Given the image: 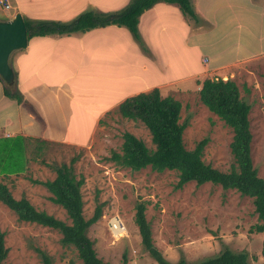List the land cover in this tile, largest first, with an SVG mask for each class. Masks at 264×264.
<instances>
[{"label":"rangeland","instance_id":"obj_1","mask_svg":"<svg viewBox=\"0 0 264 264\" xmlns=\"http://www.w3.org/2000/svg\"><path fill=\"white\" fill-rule=\"evenodd\" d=\"M229 1L231 5L227 8L218 0L219 12L203 10L204 15H213L214 21L197 12L191 1L196 18L184 15L186 22L178 26L185 31L180 34L181 40L186 38V41L178 43L170 39L171 42L158 44V49H163L162 60H172L174 64L178 63V54L186 55L187 73L196 72L202 66L196 76L166 83L160 88V94L172 96L181 103L180 122L186 123L182 135L186 149H193L198 141L207 138L204 162L228 171L235 165L230 150L233 132L201 103L197 80L232 78L242 99L251 106V158L258 175L264 179V51L233 59L235 45L232 46L233 41H243L246 49L253 46L255 49L259 37L264 38V0H259L261 11L253 0L248 5L249 0L240 5V0ZM216 5L217 0H210L206 7ZM244 12L247 16L241 21L246 20L248 24L245 34L243 28L234 26V21L230 25L227 22L234 13ZM174 27L177 24L172 21L170 28ZM228 59L226 65L211 69L212 65ZM88 125L70 124V128L62 125L65 129L61 133H72L77 138L86 135L83 127ZM124 132L134 134L148 148H154L148 129L139 121L122 117L116 107L101 118L87 145L50 141L39 145L30 141L26 156L20 155V148L11 147L0 163V183L15 198L23 196L36 209L69 223L65 210L49 199L51 193L41 182L54 179L55 168L62 163L68 165L74 159L73 172L77 179L82 176L84 180L80 191L85 218L92 216L97 202L103 205L101 218L89 227L87 235L93 240L97 256L108 264H157L141 244L134 222L135 205L140 201L146 203L145 217L153 243L170 262L184 256L188 264L193 263L216 254L226 245L233 251L247 250L251 264H264L260 253L263 236L249 232L250 226L258 221L252 198L210 182L198 185L190 181L176 188L178 176L174 170L156 172L148 166L134 171L118 165L110 156L113 151L120 152ZM14 159L17 170L11 165ZM113 221L123 225L124 232L117 234L111 226ZM0 230L5 233L8 248L1 264H44V256L50 264H82L74 247L62 243L58 230L18 220L1 201Z\"/></svg>","mask_w":264,"mask_h":264},{"label":"crops","instance_id":"obj_2","mask_svg":"<svg viewBox=\"0 0 264 264\" xmlns=\"http://www.w3.org/2000/svg\"><path fill=\"white\" fill-rule=\"evenodd\" d=\"M6 1L9 8L0 5V20L19 12L24 22L33 26L42 20L70 21L84 11L99 15L115 13L131 0ZM191 1L202 14L203 10H220L218 0L213 8L206 7L210 0ZM222 3L230 8L229 0ZM242 3L244 0L238 5ZM252 3L262 10L259 0ZM245 12L234 13L227 19L228 25L234 21V26L243 28L244 34L248 24L241 20L246 19ZM204 16L207 20L215 19L213 15ZM185 20L177 4L159 1L139 16L138 37L127 27L115 24L86 31L28 36L26 48L11 56L15 84H7L0 77V163L11 147L20 148V155L26 156L30 141L39 145L42 140L87 145L101 118L125 98L154 87L160 90L166 83L181 82L200 74L202 66L196 72L187 73L186 55L178 54V63L173 64L172 60H162L163 49H158L160 42L186 41L180 38L185 31L178 27ZM172 21L177 27L170 28ZM242 42L233 41V59L264 51L263 37L255 42V49L254 46L246 49V42ZM226 61L229 59L212 65L211 69L226 65ZM70 124H89L83 127L86 135L76 138L72 133L62 134L61 130L65 129L62 125L70 128ZM13 168L19 167L13 165ZM263 232L255 234H261L264 239Z\"/></svg>","mask_w":264,"mask_h":264},{"label":"trees","instance_id":"obj_3","mask_svg":"<svg viewBox=\"0 0 264 264\" xmlns=\"http://www.w3.org/2000/svg\"><path fill=\"white\" fill-rule=\"evenodd\" d=\"M159 1L177 4L183 15L196 18L191 0H131L124 9L115 13L99 15L93 11H84L70 21L42 20L33 26L24 23L28 36L86 31L97 26L115 24L127 27L135 37H138L139 16ZM15 82L16 73L14 84ZM197 83L200 85L198 93L201 103L233 132L230 150L235 165L232 164L228 171H221L204 162L202 157L207 138L198 141L193 149H186L182 139L186 123L180 122L181 103L172 96H161L157 87L129 96L117 106V111L122 117L139 121L148 129L154 148H148L145 142L134 134L124 132L120 152L113 151L110 159L134 171L148 166L156 172L174 170L178 176L176 188L195 181L198 185L210 182L220 185L224 190L234 189L242 196L252 198L258 221L250 226L249 232H263L264 179L258 175L251 158L252 134L249 120L251 106L242 99L239 87L232 78L205 77L201 81L197 80ZM12 87L13 85L10 86V90ZM45 142L42 140L41 144ZM14 161L16 160L11 162L12 166L15 165ZM73 162L74 159L68 165L62 163L55 168L54 179L41 182L51 193L49 199L65 210L69 223L44 210L36 209L23 196L15 198L3 183H0V201L16 214L18 220L58 230L62 235V243L74 247L82 264H108L97 256L93 240L87 235L89 227L101 218L103 205L97 202L92 216L85 218L80 191L84 180L82 176L76 178L72 169ZM145 209L144 201L135 205L134 222L146 252L157 264H188L184 256L176 262H170L154 245ZM4 236V231L0 230V264L8 253ZM260 253L264 257V239ZM44 264H50L46 256ZM189 264L251 263L247 250L233 251L224 245L216 254Z\"/></svg>","mask_w":264,"mask_h":264},{"label":"water","instance_id":"obj_4","mask_svg":"<svg viewBox=\"0 0 264 264\" xmlns=\"http://www.w3.org/2000/svg\"><path fill=\"white\" fill-rule=\"evenodd\" d=\"M27 39V29L19 12L7 20H0V77L7 84L14 83L15 79L11 56L26 48Z\"/></svg>","mask_w":264,"mask_h":264},{"label":"built area","instance_id":"obj_5","mask_svg":"<svg viewBox=\"0 0 264 264\" xmlns=\"http://www.w3.org/2000/svg\"><path fill=\"white\" fill-rule=\"evenodd\" d=\"M0 5L3 6V7L9 8V4L7 3L6 0H0ZM111 226L114 227L115 232L117 234H121L122 232H124L125 227L123 225L119 224L118 222H114L113 221ZM118 227L120 228V230H116Z\"/></svg>","mask_w":264,"mask_h":264}]
</instances>
